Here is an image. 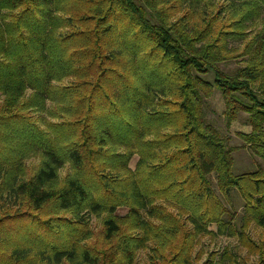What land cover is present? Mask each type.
Wrapping results in <instances>:
<instances>
[{
    "label": "trees",
    "instance_id": "obj_1",
    "mask_svg": "<svg viewBox=\"0 0 264 264\" xmlns=\"http://www.w3.org/2000/svg\"><path fill=\"white\" fill-rule=\"evenodd\" d=\"M185 1L0 0V264H194L204 235L264 264V0H191L198 20ZM215 90L228 128L247 116L241 146L207 118ZM245 147L262 163L236 174Z\"/></svg>",
    "mask_w": 264,
    "mask_h": 264
},
{
    "label": "rangeland",
    "instance_id": "obj_2",
    "mask_svg": "<svg viewBox=\"0 0 264 264\" xmlns=\"http://www.w3.org/2000/svg\"><path fill=\"white\" fill-rule=\"evenodd\" d=\"M225 0H220L219 2H222ZM191 9L196 10L198 13L196 15L195 20L199 19L200 12H203L204 9H206V6L204 3H194L191 2V0H186L184 3L183 10L177 13V16L182 15L184 12L189 11ZM253 30L252 27H250L249 31ZM242 43H237L236 46L240 47ZM242 64L241 59H235L227 64H221V68L225 71L232 72L237 67H239ZM211 77V76H210ZM70 81V79H66L62 84H67ZM49 109L53 110L54 103L51 101L48 102ZM206 114L207 118L210 122H212L221 132L222 135L230 136L232 139L231 145H237L241 146L244 144L243 140L237 135V130H245L248 128V125L246 123L247 116L242 114L240 119L238 121H235L234 129L236 131H233L232 129L228 128L226 126V122L224 119V101L221 95V92L218 90H215L214 94L206 100ZM58 110V109H57ZM44 116H47L48 118H51L52 120H57V118H52V116L48 113H43ZM231 127V126H230ZM138 161V155H135L131 162L130 166L131 168H135L136 163ZM38 163L37 156H32L27 160V164L29 165H36ZM262 163L261 159L256 156L252 151L248 148H240L235 151V164H234V173L238 174L241 172H247L256 170L258 165ZM70 171L69 165L67 167H64L62 170L59 171L60 178H64L66 173ZM212 182L214 185V188L217 192V194L225 201V204L227 207H229L233 212H236V218H235V224L237 226H240L242 224V216L244 214V202L242 198L240 197L239 193L236 191L231 192L228 195H224L221 193L217 187L216 184V176H212ZM127 207H120L117 210V213L120 215H125L128 213ZM90 226L93 228L95 233H97L103 226H102V216L99 215H92ZM211 230L215 231L217 229L216 224L211 225ZM249 236L259 242L263 236H264V228L257 225L255 222H252L251 225L248 228ZM226 247L230 248V252L233 253L235 261H232L231 259H225L224 261H220V264H257L258 257L255 255H251L248 250L243 247L240 242L238 241V238L235 236H212V235H204L199 236L198 241L195 246V250L193 253L194 256V264H203L207 258H210L209 255L211 253H216V261L219 262L220 258L223 255L224 249ZM202 251L201 258L197 259L196 256L199 254V252ZM149 249H139L138 256H137V263L138 264H147L149 263Z\"/></svg>",
    "mask_w": 264,
    "mask_h": 264
},
{
    "label": "crops",
    "instance_id": "obj_3",
    "mask_svg": "<svg viewBox=\"0 0 264 264\" xmlns=\"http://www.w3.org/2000/svg\"><path fill=\"white\" fill-rule=\"evenodd\" d=\"M234 125H235V122H233L232 124H231V127H230V130L232 129H234ZM244 126H248V128H246L245 130H237L238 132H242V133H250L251 131H252V128H251V126L250 125H244ZM233 131H236V129H234ZM234 158H235V153H234Z\"/></svg>",
    "mask_w": 264,
    "mask_h": 264
}]
</instances>
